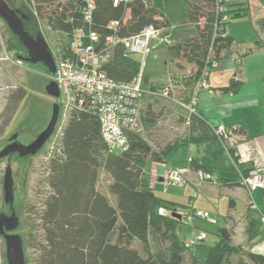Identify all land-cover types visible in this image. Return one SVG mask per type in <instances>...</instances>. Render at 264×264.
<instances>
[{
    "label": "trees",
    "instance_id": "obj_1",
    "mask_svg": "<svg viewBox=\"0 0 264 264\" xmlns=\"http://www.w3.org/2000/svg\"><path fill=\"white\" fill-rule=\"evenodd\" d=\"M87 1L34 0V10L49 30L63 35L68 43L76 30L86 35L96 34V45H102L103 39L113 33L129 38L148 26L156 29L170 26L162 12V3L167 0H118L117 3L115 0H92L88 21L84 18ZM183 1L187 6V20L195 33L192 37L172 41L166 49L168 63L175 69L191 68L190 75H184L182 80L188 91L179 99L188 101L202 71L206 68L210 71L233 46V39L227 35L228 19L250 13L245 3L225 6L219 0ZM224 16L227 20L223 21ZM111 22L117 23L115 29L108 28ZM257 28L264 33V18L258 20ZM62 51H66V46ZM139 69L140 63L118 46L110 53L103 70L111 79L129 82L138 75ZM148 80L143 76L144 90ZM241 87V81L231 78L227 86L213 90L236 94ZM16 97L24 98L20 93ZM161 116V112L153 111L148 104L144 112L141 110L142 133H128L126 148L113 153L103 140L96 115L79 110L70 113L60 137V155L49 165L47 182L51 194L40 215L43 244L37 264H184V253L191 249L179 241L175 227L185 223L188 215L178 211L182 205L156 195L150 169L153 164H164L180 142L224 141V136L217 135L214 127L198 113L190 117L183 139L152 146V139L144 137L143 132L154 129ZM234 131L238 128L232 129ZM228 151L238 163L233 151ZM189 166L195 171L203 168L197 159H191ZM101 172L111 179L108 192L116 198V208L96 188ZM222 184L226 183L222 181ZM173 212L180 214L181 219L171 217ZM134 242L140 244L142 253L132 247ZM201 246L202 242L194 248ZM232 257L237 258L236 264H264V256L235 244L232 230L226 227L219 229L217 240L204 261L192 253L190 264H227Z\"/></svg>",
    "mask_w": 264,
    "mask_h": 264
},
{
    "label": "rangeland",
    "instance_id": "obj_2",
    "mask_svg": "<svg viewBox=\"0 0 264 264\" xmlns=\"http://www.w3.org/2000/svg\"><path fill=\"white\" fill-rule=\"evenodd\" d=\"M7 1L25 14L28 18L24 24L25 28L33 36L39 32L45 39L51 53L63 50V47L68 45V41L63 35L49 30L37 18L34 0ZM186 8L183 0H167L162 3V12L170 25L169 37L171 41H180L182 38L192 37L195 33L194 28L187 20ZM226 28L228 31L230 29L233 36V47L228 51V58H223L211 68L208 77V89L199 93L198 101L207 93H217L213 89H219L226 85L234 73L239 77L240 65L236 61L240 59H243V64L248 66V79L244 81L242 93L250 97L251 94L264 88V33H261L258 28L257 30L252 28L250 15L229 18ZM162 40L163 37L161 36L151 40L146 60L141 68V74L149 79L140 101L141 110L144 112L149 104L153 111L162 113L154 129L150 132H143L144 137L150 136L152 139L150 141L152 146L155 143L161 144L183 139L188 128L185 120L186 113L178 105L177 100L185 96L188 91L184 86L185 82L182 80H184V75H190L191 68L185 66L184 70L179 71L171 63H168L167 49ZM248 48L251 51L245 55ZM16 55L27 57L26 52L12 35L6 23L0 18V149L14 133L26 132L22 138L24 141L34 139L49 123L52 105L60 103V100L49 97L45 92V86L49 83L46 68L42 64L32 65L23 61L19 65L15 63ZM131 57L141 64L142 56L140 54L133 53ZM169 82L173 86V100L157 95ZM151 86L154 87V90L150 89ZM18 93L20 96H24L22 100L16 97ZM223 96L227 97L228 93ZM226 107L235 108L234 106L230 107L229 102H226L225 107L216 111L211 107L209 114L212 120L215 117L218 122H221V111L227 110ZM58 116L60 115L58 114ZM63 123L60 119L57 121L55 132L36 156L24 160L15 158L0 160V213L10 214L3 201L2 189L4 172L9 164L15 182L14 210L19 219V227L13 233L22 239L26 264H37L39 250L43 244L40 215L45 200L51 194L47 182L49 165L53 158L60 155L59 144L64 128ZM176 157L177 152H171L167 158L168 164L178 159ZM110 181V177L101 172L96 188L101 195L108 199L109 204L116 208V198L108 192ZM200 183V188L196 189L193 186H186V189L178 188L184 187L186 183L182 186L168 185L166 187L164 185V188L160 190L155 188V193L163 199L170 198L172 193L179 195L177 202L183 207L181 206L178 211L181 215H188V220L185 223H178L175 227V234L179 241L186 242L200 232L207 235L201 247L187 250L184 253V264H190L192 253L203 262L209 248L217 240L219 229L228 227L225 222L230 212L228 199L225 200L219 195H210L204 190V187L201 188L202 184L213 185L212 181ZM213 187L218 186L214 185ZM193 207L196 208L194 211L206 213L207 216H197L195 212L191 213ZM242 212H247V210L243 209ZM251 213L253 214V212ZM241 236L236 238L235 243H241ZM132 247L142 253V248L138 242H134ZM236 263L237 258L232 257L227 264ZM0 264H7L5 243L2 237H0Z\"/></svg>",
    "mask_w": 264,
    "mask_h": 264
},
{
    "label": "built area",
    "instance_id": "obj_3",
    "mask_svg": "<svg viewBox=\"0 0 264 264\" xmlns=\"http://www.w3.org/2000/svg\"><path fill=\"white\" fill-rule=\"evenodd\" d=\"M118 0H115L117 3ZM93 1L88 0L84 10L85 20H89ZM222 10V8H219ZM227 20L224 16L223 21ZM116 22H111L109 29H115ZM158 36L163 37L166 45L172 43L168 29H156L154 26L146 27L142 32L129 38H121L116 34L106 36L102 45H96L98 36L94 33L86 35L82 30H76L71 35L66 51L52 52L56 71L51 75L47 73L49 82L57 85L60 100L58 120L67 124L70 113L73 110L92 113L98 117L103 140L109 151L118 153L126 148L128 133L141 134V104L145 93L141 68L148 54V46L151 40ZM121 46L125 52L138 53L142 56L139 73L129 82L117 81L109 78L104 72V65L110 59V53L116 47ZM17 64H22L16 60ZM208 68L204 69L200 78L195 83L188 101H177L181 109L186 113V121L193 115H197L198 95L208 89ZM158 96L173 100V86L160 91ZM175 101V100H174ZM176 102V101H175ZM63 128V129H64ZM63 131V130H62ZM217 135L225 136L227 129L224 126L214 127ZM62 135V132H61ZM61 137V136H60ZM183 170L167 172L163 177V183L182 186L185 184L182 178ZM201 180L209 179L206 174L199 173ZM242 186L250 193L254 190H264V167L254 168L241 180ZM197 216L206 217L207 214L196 211ZM264 223V218H261ZM206 239V234L200 232L194 238L185 242L187 249H192L196 244Z\"/></svg>",
    "mask_w": 264,
    "mask_h": 264
},
{
    "label": "crops",
    "instance_id": "obj_4",
    "mask_svg": "<svg viewBox=\"0 0 264 264\" xmlns=\"http://www.w3.org/2000/svg\"><path fill=\"white\" fill-rule=\"evenodd\" d=\"M219 1H222L225 6L247 4L254 30H257L258 20L264 18V0ZM227 35L233 39L230 29L229 31L227 29ZM247 51L251 50L248 48ZM246 52L245 55H247ZM225 58H228V53ZM236 62L240 65V76L234 73L231 78L242 82L239 92L235 95L228 93L227 97L223 96L226 95L224 92L207 93L200 98L197 105L198 113L211 127L219 125L226 127L228 131L224 141L217 139L201 144L180 142L172 151L177 152L178 159L173 160L171 164H168V161L164 164H153L150 169V179L154 192L155 188L158 190L164 188V175L174 170L184 171L182 178L186 185L178 188L186 189V186H193L196 189L200 188V182L212 181L213 185L202 184L201 188L204 187L210 195H219L225 200L228 199L230 212L225 222L228 224L226 228L233 232L234 243L236 238L242 235L240 240L242 244L238 242L235 244H240L244 249L264 256V223L260 221L261 215H264V190L258 189L249 193L241 184V180L252 169L264 167V88L251 94L250 97L245 96L242 88L244 81L248 79V66L243 64V59ZM226 102H229L230 107L235 108L226 107L227 110L221 111V122H218L215 117L212 120L209 114L211 107L216 111L225 107ZM234 128H238V131L232 132ZM228 149L233 151L238 163L234 161ZM191 159H197L198 164L203 168L198 171L192 170L189 166ZM205 168L210 172H205ZM199 173L208 175L209 179L201 180ZM222 181L226 184H222ZM214 185L218 187H213ZM170 195V198L164 200L181 205L177 202L179 195L173 193ZM243 209L247 212H242Z\"/></svg>",
    "mask_w": 264,
    "mask_h": 264
},
{
    "label": "water",
    "instance_id": "obj_5",
    "mask_svg": "<svg viewBox=\"0 0 264 264\" xmlns=\"http://www.w3.org/2000/svg\"><path fill=\"white\" fill-rule=\"evenodd\" d=\"M239 17V15H236ZM0 18L6 23L12 35L16 38L20 46L27 54V58L17 56L19 61H23L32 65L42 64L47 72L51 75L55 74V62L51 51L39 32L36 38H33L24 28L22 20L16 13L9 8L4 0H0ZM46 94L57 99L59 91L57 85L50 81L45 86ZM59 105L54 103L52 105V115L46 128L35 138V140L27 145L18 143H11L0 150V160L14 153L19 154L20 157L35 155L51 138L55 132V127L58 121ZM3 201L8 207L10 214L6 215L0 213V237L3 238L5 243V257L7 264H25L23 242L19 235L13 233L19 227V219L17 218L13 209V178L10 166H7L3 176ZM171 217L180 220L181 215L173 212Z\"/></svg>",
    "mask_w": 264,
    "mask_h": 264
},
{
    "label": "flooded vegetation",
    "instance_id": "obj_6",
    "mask_svg": "<svg viewBox=\"0 0 264 264\" xmlns=\"http://www.w3.org/2000/svg\"><path fill=\"white\" fill-rule=\"evenodd\" d=\"M7 5L9 6V8H11L15 13L16 15L22 20V24L25 28V23L28 21V18L25 16V14L21 13L18 9H16L13 5H11L7 0H4ZM26 29V28H25ZM27 31V29H26ZM28 32V31H27ZM29 33V32H28ZM30 34V33H29ZM31 35V34H30ZM33 38H36L38 35L36 36H33L31 35ZM16 39V38H15ZM28 57V56H27ZM27 57H24V58H27ZM18 60V59H17ZM26 133V132H25ZM24 132H18V133H14L11 135V137L8 139V141L1 147L0 150H2L5 146L11 144V143H18V144H21V145H24V146H27L29 144H31L35 138L41 133H39L34 139L30 140V141H24L22 140L23 138V135L25 134ZM45 146V145H44ZM43 146V147H44ZM43 147L33 156H25V157H20L19 154L17 153H14V154H11L3 159H8V160H12V159H18V160H24V159H27L29 157H34L36 156L37 154H39V152L43 149ZM7 166H10L9 164ZM11 167V166H10ZM12 170V169H11ZM12 178H13V175H12ZM14 191H15V182L13 181V197H14ZM13 209H14V204H13ZM15 211V210H14ZM16 214V212H15Z\"/></svg>",
    "mask_w": 264,
    "mask_h": 264
}]
</instances>
